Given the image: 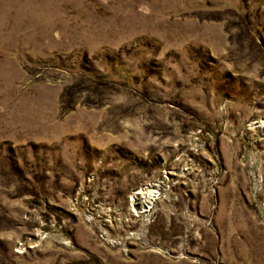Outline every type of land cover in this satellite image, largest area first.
Returning a JSON list of instances; mask_svg holds the SVG:
<instances>
[{
	"label": "rangeland",
	"instance_id": "374dc122",
	"mask_svg": "<svg viewBox=\"0 0 264 264\" xmlns=\"http://www.w3.org/2000/svg\"><path fill=\"white\" fill-rule=\"evenodd\" d=\"M0 264H264V0H0Z\"/></svg>",
	"mask_w": 264,
	"mask_h": 264
},
{
	"label": "bare ground",
	"instance_id": "6f19581e",
	"mask_svg": "<svg viewBox=\"0 0 264 264\" xmlns=\"http://www.w3.org/2000/svg\"><path fill=\"white\" fill-rule=\"evenodd\" d=\"M157 196V190L152 187H140L138 188L133 195V201L136 206L142 211L149 207L152 201Z\"/></svg>",
	"mask_w": 264,
	"mask_h": 264
}]
</instances>
